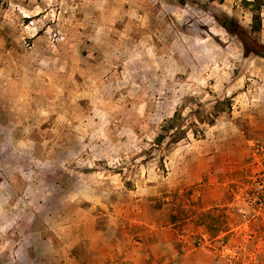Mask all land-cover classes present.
<instances>
[{
    "label": "rangeland",
    "instance_id": "374dc122",
    "mask_svg": "<svg viewBox=\"0 0 264 264\" xmlns=\"http://www.w3.org/2000/svg\"><path fill=\"white\" fill-rule=\"evenodd\" d=\"M226 10L250 29L242 0L0 4V264H264V57Z\"/></svg>",
    "mask_w": 264,
    "mask_h": 264
},
{
    "label": "trees",
    "instance_id": "16d2710c",
    "mask_svg": "<svg viewBox=\"0 0 264 264\" xmlns=\"http://www.w3.org/2000/svg\"><path fill=\"white\" fill-rule=\"evenodd\" d=\"M209 1L223 3L225 0ZM3 2L4 0H0V4ZM242 2L253 13L250 29L243 26L237 18L225 12L222 15L214 12L211 14L222 27L242 42L245 57H264V44L260 39V33L263 28L261 11L264 8V0H242ZM233 105L232 98H218L215 100L212 110L208 111L204 109L202 103H198L197 108H193L188 115H184L183 104L161 125L160 132L157 134L154 144L161 146L166 141L167 144H178L188 137L190 131L195 137H200L204 135L203 124L214 125L222 114L232 113Z\"/></svg>",
    "mask_w": 264,
    "mask_h": 264
},
{
    "label": "crops",
    "instance_id": "0c3cea01",
    "mask_svg": "<svg viewBox=\"0 0 264 264\" xmlns=\"http://www.w3.org/2000/svg\"><path fill=\"white\" fill-rule=\"evenodd\" d=\"M226 13L229 15H232L229 13V11L226 10ZM241 24H243V20H239ZM262 36H263V41H264V18H263V28H262V32H261Z\"/></svg>",
    "mask_w": 264,
    "mask_h": 264
}]
</instances>
